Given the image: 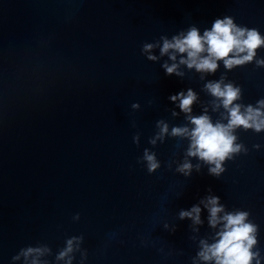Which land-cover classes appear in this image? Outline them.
<instances>
[{"label": "water", "instance_id": "95a60500", "mask_svg": "<svg viewBox=\"0 0 264 264\" xmlns=\"http://www.w3.org/2000/svg\"><path fill=\"white\" fill-rule=\"evenodd\" d=\"M225 16L264 37V0H0V264H216L199 256L224 223L210 224L212 196L218 217L249 213L264 264V129L232 130L243 147L219 176L187 155L190 137L172 135L190 132L192 116L227 124L209 82L239 88L242 112L264 99V46L215 72L161 54L165 38L203 35ZM189 89L186 113L171 97ZM145 149L159 162L151 173ZM185 162L191 169L178 171ZM194 206L199 223L180 217ZM73 237L82 239L58 259ZM28 247L41 251L26 258Z\"/></svg>", "mask_w": 264, "mask_h": 264}, {"label": "clouds", "instance_id": "9594fccd", "mask_svg": "<svg viewBox=\"0 0 264 264\" xmlns=\"http://www.w3.org/2000/svg\"><path fill=\"white\" fill-rule=\"evenodd\" d=\"M264 46V37L256 28L238 26L234 19L225 16L224 19H216L210 30L206 29L203 35L200 34L196 27H192L187 34L174 36L171 41L164 39L161 54L167 53L173 49L181 54L186 53L187 58H181L180 63L186 64L189 68L195 67L197 71L215 72L218 68L217 61L222 60L226 69L234 66L243 65L252 62L256 56L257 49ZM152 44H144L143 51L149 52L148 59L154 60L155 56L150 54ZM230 53L232 55H230ZM171 59L175 60L173 54ZM257 66H264V59L256 60ZM168 74L173 73L177 65H164ZM223 77L218 82H209L206 85L208 91L221 100L223 107L228 112V122L223 124L217 122L213 124L207 115L190 117L191 123L195 126L189 132L188 128H173L172 135H182L190 137V147L187 155L196 156L209 165V172L219 176L224 169L226 159H232V154L239 153L242 150L241 144H234L236 137L232 135V130L237 127H243L245 130L252 128L259 132L264 129V99L259 100V107L248 105L245 110L241 111V105H233V101L239 98V88H234L232 84H224ZM172 100L179 99V107L186 113L191 112V105L195 99L194 93L189 89L188 95L183 92L177 96H172ZM138 103H133L132 108H138ZM162 124V122H158ZM167 125L161 128V134L167 132ZM134 142L138 143V135L133 137ZM150 143L155 144V139ZM254 147L259 148V145ZM246 151V149H245ZM143 159L147 161L148 171L151 173L159 167V162L154 153L148 149L144 150ZM191 164L185 162L177 170L186 171L191 169ZM218 197L208 198L206 207L210 211V224L216 226L218 221H223L220 231L217 232L219 237L214 243L208 244L204 241L203 248L199 253L202 260H215L216 264H259V251H252L253 245L257 243L256 231L257 226L247 222L246 218L249 213L246 211H236L234 213H225L218 217V213L223 211V207L218 205ZM200 208L194 206L190 211H181L180 217H191L194 222L199 223ZM74 219H79L77 214ZM82 237H73L67 241V247L59 253L58 259L64 258L73 250V240H79ZM41 249L28 247L22 249L21 254L26 258L34 252H40ZM19 259V256L13 257ZM35 264V262H33ZM70 264V260H69Z\"/></svg>", "mask_w": 264, "mask_h": 264}]
</instances>
